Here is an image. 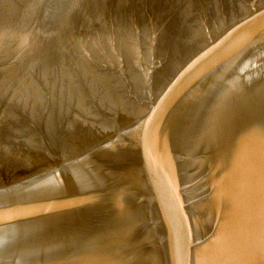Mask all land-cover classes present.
<instances>
[{"label":"water","instance_id":"water-1","mask_svg":"<svg viewBox=\"0 0 264 264\" xmlns=\"http://www.w3.org/2000/svg\"><path fill=\"white\" fill-rule=\"evenodd\" d=\"M0 264H264V0H0Z\"/></svg>","mask_w":264,"mask_h":264}]
</instances>
